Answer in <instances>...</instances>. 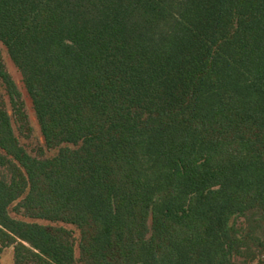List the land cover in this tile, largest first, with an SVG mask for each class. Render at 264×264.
Returning a JSON list of instances; mask_svg holds the SVG:
<instances>
[{"label": "trees", "instance_id": "1", "mask_svg": "<svg viewBox=\"0 0 264 264\" xmlns=\"http://www.w3.org/2000/svg\"><path fill=\"white\" fill-rule=\"evenodd\" d=\"M0 42L56 150L0 103L13 264L264 256V0H0ZM0 82L28 129L1 52Z\"/></svg>", "mask_w": 264, "mask_h": 264}, {"label": "rangeland", "instance_id": "2", "mask_svg": "<svg viewBox=\"0 0 264 264\" xmlns=\"http://www.w3.org/2000/svg\"><path fill=\"white\" fill-rule=\"evenodd\" d=\"M0 52L3 59V62L6 66V69L10 73L12 79L14 80L18 91L20 92V96L23 102L24 111L27 115L28 120V129H25L21 126L18 121L14 110L9 102L8 96L5 92L3 85L0 82V103L3 104L4 108L7 110V113L10 116V122L14 131L15 136L21 146L29 153L31 156H37L40 153L39 149H42L44 155L49 156L55 153V149L47 150L44 146L43 137L39 129V125L37 123L33 107L31 104V100L25 90V87L22 82L21 74L12 63L10 58L7 55L6 49L4 45L0 42ZM21 126V127H20ZM16 203H12L9 208L10 215L14 218L22 219V220H30L26 217H23L21 214H18L14 211V205ZM40 223H46L43 220H35ZM233 222L237 225H241L242 218L235 217ZM67 228L72 230V234L75 241L77 243L79 232L72 225H65ZM75 256L78 257L77 246L75 245ZM0 264H13V250L12 246H3L0 247ZM232 264H264V256L261 254H257L253 259H243L240 257H236Z\"/></svg>", "mask_w": 264, "mask_h": 264}]
</instances>
